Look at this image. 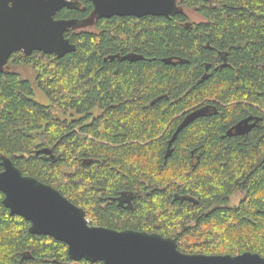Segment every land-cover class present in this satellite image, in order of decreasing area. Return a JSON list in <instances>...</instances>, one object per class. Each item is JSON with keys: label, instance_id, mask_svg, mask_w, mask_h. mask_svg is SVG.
<instances>
[{"label": "trees", "instance_id": "obj_1", "mask_svg": "<svg viewBox=\"0 0 264 264\" xmlns=\"http://www.w3.org/2000/svg\"><path fill=\"white\" fill-rule=\"evenodd\" d=\"M75 2L54 17L90 16L89 0ZM176 3L169 17L70 28L75 50L63 57L13 52L0 71V162L59 190L93 225L172 237L186 253L264 257V0ZM17 64L31 65L34 80ZM33 85L48 105L32 99ZM250 111L259 126L229 135ZM121 192L130 206L111 199ZM2 198L0 264H101L29 233Z\"/></svg>", "mask_w": 264, "mask_h": 264}, {"label": "water", "instance_id": "obj_2", "mask_svg": "<svg viewBox=\"0 0 264 264\" xmlns=\"http://www.w3.org/2000/svg\"><path fill=\"white\" fill-rule=\"evenodd\" d=\"M93 10L84 19H59L54 15L74 0H0V71L13 52L25 55L33 51L63 57L75 50L65 37L70 28L91 25L96 18L145 15L169 17L178 11L176 0H89ZM206 109L185 116L178 130ZM250 118L237 122L235 133L246 131ZM177 130V131H178ZM176 131V133H177ZM47 150H36V154ZM0 191L2 203L10 214L29 222L31 234L47 235L67 246L68 257L101 264H264L257 252L240 254L186 253L178 249L176 239L155 232L113 229L89 223L84 209L66 198L59 190L37 178L22 174L13 161L1 156ZM175 198L190 199L187 196ZM119 206L131 205L132 196L121 192Z\"/></svg>", "mask_w": 264, "mask_h": 264}, {"label": "rangeland", "instance_id": "obj_3", "mask_svg": "<svg viewBox=\"0 0 264 264\" xmlns=\"http://www.w3.org/2000/svg\"><path fill=\"white\" fill-rule=\"evenodd\" d=\"M191 18L193 19H198V16L190 13ZM15 70L20 73V75L23 78L29 79L30 81L34 80L35 78V70L31 65H26V64H17L14 66ZM34 88V94L32 95V99L35 101L43 104V105H48L49 104V99L41 92L39 91L35 85H33ZM68 118V116H66ZM240 199V195H234L230 199L229 205H235L238 203Z\"/></svg>", "mask_w": 264, "mask_h": 264}, {"label": "flooded vegetation", "instance_id": "obj_4", "mask_svg": "<svg viewBox=\"0 0 264 264\" xmlns=\"http://www.w3.org/2000/svg\"><path fill=\"white\" fill-rule=\"evenodd\" d=\"M74 1H76V0H74ZM256 106H258V108H260L259 107V105H256ZM261 109V108H260ZM206 110H209V108L208 109H206ZM250 118L249 120H248V122H247V128H246V131L244 132V133H242V134H237V133H235V131H234V129H233V126L237 123V122H239L240 120H243V119H246V118ZM259 122H260V118H259V116L257 115V114H255V112H252V111H250L247 115H245V116H243V117H241L239 120H237L235 123H233V124H231L230 126H229V128L227 129V133L229 134V135H232V136H236V135H239V136H242V137H246L250 132H252V130L254 129V128H257L258 126H259ZM233 131H232V130Z\"/></svg>", "mask_w": 264, "mask_h": 264}, {"label": "bare ground", "instance_id": "obj_5", "mask_svg": "<svg viewBox=\"0 0 264 264\" xmlns=\"http://www.w3.org/2000/svg\"><path fill=\"white\" fill-rule=\"evenodd\" d=\"M241 121V120H240ZM232 130V129H231ZM233 131V130H232Z\"/></svg>", "mask_w": 264, "mask_h": 264}]
</instances>
